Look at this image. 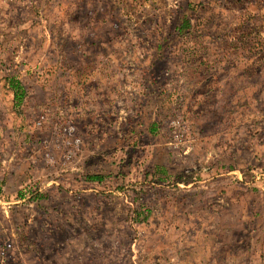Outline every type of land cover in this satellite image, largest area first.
Instances as JSON below:
<instances>
[{"label": "rangeland", "instance_id": "374dc122", "mask_svg": "<svg viewBox=\"0 0 264 264\" xmlns=\"http://www.w3.org/2000/svg\"><path fill=\"white\" fill-rule=\"evenodd\" d=\"M0 264H264V0H0Z\"/></svg>", "mask_w": 264, "mask_h": 264}, {"label": "trees", "instance_id": "16d2710c", "mask_svg": "<svg viewBox=\"0 0 264 264\" xmlns=\"http://www.w3.org/2000/svg\"><path fill=\"white\" fill-rule=\"evenodd\" d=\"M187 23V22H186ZM185 22L183 25L180 27L179 30H182L185 28ZM8 83L10 85L11 90L13 91L14 94V105L15 108H19L21 104L23 103L25 97H26V89L24 86L15 78H10L8 80ZM156 129V126L154 125L153 130ZM89 180L92 181H101L102 177L100 176H92L89 178Z\"/></svg>", "mask_w": 264, "mask_h": 264}]
</instances>
